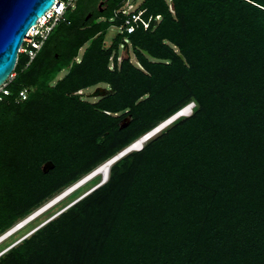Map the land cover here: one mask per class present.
<instances>
[{"label": "trees", "instance_id": "obj_1", "mask_svg": "<svg viewBox=\"0 0 264 264\" xmlns=\"http://www.w3.org/2000/svg\"><path fill=\"white\" fill-rule=\"evenodd\" d=\"M123 1L75 0L31 61L18 55L0 91V235L184 106L192 113L0 264H264V0H143L134 14L148 26L105 48ZM99 85L95 103L79 94Z\"/></svg>", "mask_w": 264, "mask_h": 264}, {"label": "water", "instance_id": "obj_2", "mask_svg": "<svg viewBox=\"0 0 264 264\" xmlns=\"http://www.w3.org/2000/svg\"><path fill=\"white\" fill-rule=\"evenodd\" d=\"M54 2L55 0H0V88L6 85V82L12 77V72L14 71L18 59L19 49L23 44L27 32L31 27L36 25L38 19L45 16V14L51 10ZM105 95L106 90L99 87L96 88L92 94L93 97L99 98L104 97ZM182 110L184 109H181L167 120L158 124L152 130L147 132V134L139 137L115 156L95 168L89 175H93L101 166L113 161L116 162L121 157L131 152L130 149L134 144L139 143L144 139L148 141L156 135L158 131L176 119ZM126 125L127 122H123L122 126L125 127ZM139 148H142V145H140ZM52 168L53 163L51 161H47L42 166L44 173ZM89 175L73 184L61 194L55 196L49 202L59 199L61 196L65 195V193L77 187L78 184L89 178ZM107 178L108 175L106 179H101L98 185L105 183Z\"/></svg>", "mask_w": 264, "mask_h": 264}, {"label": "built area", "instance_id": "obj_3", "mask_svg": "<svg viewBox=\"0 0 264 264\" xmlns=\"http://www.w3.org/2000/svg\"><path fill=\"white\" fill-rule=\"evenodd\" d=\"M75 0H55L54 5L51 10L45 14L42 18L38 19L35 26L31 27L27 32L23 44L19 49V54H26L31 61L37 51L41 48L43 42L46 40L47 36L59 20L62 19L64 12L67 9H73ZM142 3H137L135 0H124L117 11L114 12L111 21L121 18L122 24L117 28L120 33L126 32L127 34L132 33L138 26V22L143 24V27L148 26V21H143L140 17L142 10L134 14L135 10L138 9L139 5ZM155 20H159V16L155 17ZM3 87L0 91H3ZM5 94L6 91H3ZM19 96L22 100L26 97V90L21 91Z\"/></svg>", "mask_w": 264, "mask_h": 264}, {"label": "rangeland", "instance_id": "obj_4", "mask_svg": "<svg viewBox=\"0 0 264 264\" xmlns=\"http://www.w3.org/2000/svg\"><path fill=\"white\" fill-rule=\"evenodd\" d=\"M137 3L143 1V0H135ZM167 2H169V0H167ZM119 33L118 29L115 26H110L109 29L107 30L106 36H105V40H104V47H109V45L111 44V42L113 41V39L115 38V36ZM86 46H84L80 52H79V58L81 57V54L83 52V50L85 49ZM128 57L130 59V61L135 64L137 67L138 65L135 62V59L130 51V49H128ZM118 57H119V61L124 59L125 57H127L126 51L124 50V48L121 46L119 48V53H118ZM66 74V70H63L58 76L57 78L54 80L55 82L57 80H60L64 77V75ZM14 77V71L12 72V77L10 79H12ZM54 82V83H55ZM99 88L102 89H106L105 85H99ZM97 87H92L90 89H86L83 90L81 92H79V94L81 96H83V99L87 102L90 103H95L99 97H93L92 94L95 91ZM3 92V91H2ZM190 115V114H189ZM188 116V115H187ZM129 119H125L124 122L128 123ZM159 133V132H158ZM157 133V134H158ZM156 134V135H157ZM154 135V136H156ZM153 136V137H154ZM146 143V142H145ZM144 143V144H145ZM101 177V176H100ZM93 184V183H92ZM91 182H87L86 184H84L83 186H81L80 188H78L77 190H75L73 193L69 194L65 199H63L62 201H60L59 203H57L56 205H54L51 209H49L48 211H46L44 214H42L40 217H38V219H35L34 223H30V225L26 226L24 229H22L21 231H19L18 233L14 234L12 237H10L9 239H7L6 241H4L1 245H0V251L2 249H5L6 247H8L10 244H12L13 242H15L16 240L20 239V237H22L25 233H27L32 227H34L35 225H37L39 222H44L47 219H49V217L53 216V215H57V213L62 212L63 210V206L66 205V203H68V201L74 197H76L78 194L79 196L77 198H80V196H82L85 191L92 185ZM84 192V193H83ZM76 198V199H77ZM75 199V200H76ZM47 203V202H46ZM37 218V217H36ZM40 224V223H39Z\"/></svg>", "mask_w": 264, "mask_h": 264}, {"label": "bare ground", "instance_id": "obj_5", "mask_svg": "<svg viewBox=\"0 0 264 264\" xmlns=\"http://www.w3.org/2000/svg\"><path fill=\"white\" fill-rule=\"evenodd\" d=\"M190 109H191V107L187 106L186 108H184V110H182V112H180V114L177 117L179 118L181 116L189 115L190 114ZM146 141L147 140L144 139V140L140 141L139 143L134 144L133 147L130 149V151H134V150L139 149L140 145L143 146ZM113 162L101 166L93 175H91L89 178L85 179L83 182L78 184L77 187H75L72 190L68 191L67 193H65V195L61 196L59 199H56L55 201L47 203L45 206L40 208L38 212L33 214L28 219H26L24 221H21V223L19 225H17L15 228H13L10 231H8L4 236L0 237V244L3 243L6 239H8V237H10L14 233H16L19 229H23L24 227H26L33 219H35L36 217H39L42 214H44L46 211L51 209L54 205H56L57 203H59L60 201L65 199L69 194L73 193L75 190H77L78 188H80L81 186H83L84 184L89 182L91 179H93V178H95L97 176H101L102 179H106L107 175L109 174L110 167L115 163V162L114 163Z\"/></svg>", "mask_w": 264, "mask_h": 264}, {"label": "clouds", "instance_id": "obj_6", "mask_svg": "<svg viewBox=\"0 0 264 264\" xmlns=\"http://www.w3.org/2000/svg\"><path fill=\"white\" fill-rule=\"evenodd\" d=\"M187 106H190V107H191V109H190V114H191V113H192V108L194 107V104H193V103H190V104L184 106L182 109L186 108ZM180 110H181V109H180ZM180 110H179V111H180ZM176 113H177V112H176ZM172 116H173V115H172ZM188 116H189V115H188ZM181 117H187V116H181ZM169 118H170V117H169ZM177 118H178V117H177ZM177 118H176V119H177ZM179 118H180V117H179ZM176 119H174V120H176ZM166 120H167V119H166ZM174 120H173V121H174ZM173 121H172V122H173ZM172 122H171V123H172ZM171 123H170V124H171ZM163 129H164V128H163ZM163 129H162V130H163ZM159 132H160V131H159ZM145 134H147V133H145ZM145 134H144V135H145ZM142 136H143V135H142ZM142 136H141V137H142ZM146 142H147V141H146ZM142 147H143V146H142ZM140 149H141V148H139V149H137V150H135V151H138V150H140ZM90 173H91V172H90ZM90 173H89V174H90ZM89 174H87L86 176H88ZM86 176H84V177H86ZM89 176H90V175H89ZM84 177H83V178H84ZM81 179H82V178H81ZM81 179H80V180H81ZM101 179H102V178H101ZM101 179H100V180H101ZM91 180H92V179H91ZM77 182H78V181H77ZM74 184H75V183H74ZM71 186H72V185H71ZM71 186H70V187H71ZM98 186H99V185L97 184V185L91 187L89 190L85 191V193H84L82 196H80V198H82L83 196H85V195L88 194L91 190H93L94 188H96V187H98ZM68 188H69V187H68ZM68 188H67V189H68ZM65 190H66V189H65ZM65 190H63V191H65ZM63 191H62V192H63ZM62 192H61V193H62ZM61 193H60V194H61ZM58 195H59V194H58ZM80 198H77L76 200H78V199H80ZM52 199H53V198H52ZM49 201H50V200H49ZM49 201H48L47 203H49ZM47 203H45L43 206H45ZM69 205H70V204H69ZM43 206H41L40 208H42ZM40 208H38L37 210H35L33 213H31L29 216H27L25 219H23V220H21V221H24V220L28 219L29 217H31L33 214H35L36 212H38V210H39ZM64 208H65V207H64ZM64 208H63V209H64ZM59 213H60V212H59ZM59 213H57V214H59ZM54 216H56V214L53 215V216H51V217H49V219H47L45 222L40 223L39 225H37V226H36L35 228H33L32 230H29V231H28L27 233H25L22 237H20V239L16 240L15 242H13L12 244H10V245H9L8 247H6L5 249H2V250L0 251V256H2L3 254H5L10 248H12V247L15 246L16 244H18V243H19L20 241H22L23 239L29 237V236H30L32 233H34V232H35L40 226H42L44 223H46L47 221H49L50 219H52ZM39 217H40V216H39ZM37 218H38V217H37ZM37 218H35V219H37ZM35 219H33L32 221H34ZM21 221L17 222V223H16L14 226H12L9 230H7L5 233L1 234L0 237L4 236L8 231H10L11 229H13V228L16 227L17 225H19V224L21 223ZM32 221H31V222H32ZM31 222H30V223H31ZM30 223H29V224H30ZM29 224H28V225H29ZM28 225H27V226H28ZM24 228H25V227H24ZM24 228H23V229H24ZM21 230H22V229H19L16 233H18V232L21 231ZM16 233H14V234H16ZM14 234H13V235H14ZM13 235H11L10 237H12ZM10 237H8V239H9ZM6 240H7V239H6ZM6 240H5V241H6ZM1 244H2V243H1ZM1 244H0V245H1Z\"/></svg>", "mask_w": 264, "mask_h": 264}]
</instances>
